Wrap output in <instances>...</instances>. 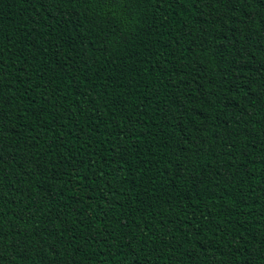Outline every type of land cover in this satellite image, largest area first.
Instances as JSON below:
<instances>
[{
  "label": "trees",
  "instance_id": "obj_1",
  "mask_svg": "<svg viewBox=\"0 0 264 264\" xmlns=\"http://www.w3.org/2000/svg\"><path fill=\"white\" fill-rule=\"evenodd\" d=\"M0 264H264V0H0Z\"/></svg>",
  "mask_w": 264,
  "mask_h": 264
}]
</instances>
